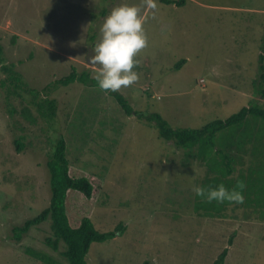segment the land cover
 <instances>
[{
  "label": "rangeland",
  "instance_id": "obj_1",
  "mask_svg": "<svg viewBox=\"0 0 264 264\" xmlns=\"http://www.w3.org/2000/svg\"><path fill=\"white\" fill-rule=\"evenodd\" d=\"M121 2L0 0L4 63L15 64L39 90L73 68L94 76L98 69L87 57L103 18ZM127 2L140 9L148 37L134 69H146L145 83L118 90L136 110L158 112L174 128H200L257 100L264 103L253 86L264 51V0H186L182 6L157 0L156 10L145 0ZM52 95L59 101L53 130L42 131L41 121L27 125L21 152L0 95V264H42L27 248L66 263L44 242L49 223L33 227L21 241L12 233L49 205L46 163L58 135L67 143L69 160L74 156L78 168L104 180L100 199L107 204L94 210L95 226L101 231L120 222L127 226L122 237L92 245L90 264H213L225 248V264H264V221H246L236 213L237 219L230 218L233 212L222 219L199 220L194 214L193 154L174 149L152 123L127 116L99 87L76 82ZM14 105L21 109L19 102Z\"/></svg>",
  "mask_w": 264,
  "mask_h": 264
},
{
  "label": "trees",
  "instance_id": "obj_2",
  "mask_svg": "<svg viewBox=\"0 0 264 264\" xmlns=\"http://www.w3.org/2000/svg\"><path fill=\"white\" fill-rule=\"evenodd\" d=\"M161 1L175 6L186 3V0ZM258 60L260 74L259 78L253 82V86L255 93L264 98V51L259 53ZM4 62V47L0 40V72L3 74V77H0V95L14 121L9 131L13 135V143L19 152L24 150L26 140L29 138L25 135L29 131L26 129L27 125L35 126L41 121L45 124L42 131L53 130L59 114V101L52 95L56 89L76 82L86 87H98L93 72L86 70L78 72L73 68L63 79L47 84L41 90L35 89L24 80L16 70L15 64ZM185 62L186 60L183 59L174 64L173 68L180 69ZM137 72L142 75L141 80L137 82L145 83L142 81H146L147 75L144 76L146 69H143V72L138 69ZM107 93L115 98L127 116H135L152 123L158 136L167 142H172L174 149L182 150L186 156L189 153L193 154L196 163H193L192 168L197 171V185L215 187L223 183L231 189L237 186L238 181L243 182L245 185L243 203L208 202L195 194L194 214L199 220L222 219L230 217L228 214L233 212L234 215L230 218L239 214L240 219L246 221H264L263 102L257 100L254 105L243 107L225 119L216 118L200 128H174L158 112L145 113L136 110L120 92ZM15 102L21 104V109L14 105ZM18 116L19 119L16 120ZM21 118L24 122L20 121ZM17 132L21 134L16 136ZM72 160L68 159L65 139L58 135L55 137L52 152L46 163L49 173V205L22 225L14 226L12 233L14 239L21 241L33 227L49 223L50 233L44 239L46 246L54 252H60L62 259L66 261L65 264H90L88 256L92 245L122 237L127 231V226L120 222L108 231H101L95 226L94 210L96 207H105L107 204L100 199V196L104 194V180L78 168L76 165L78 161L74 156ZM183 163L186 164L185 161ZM25 252L37 263H61L43 251L27 248ZM228 253L229 250L225 248L213 264H225Z\"/></svg>",
  "mask_w": 264,
  "mask_h": 264
},
{
  "label": "clouds",
  "instance_id": "obj_3",
  "mask_svg": "<svg viewBox=\"0 0 264 264\" xmlns=\"http://www.w3.org/2000/svg\"><path fill=\"white\" fill-rule=\"evenodd\" d=\"M145 3L152 10L158 7L157 0H145ZM143 24L140 9L127 0L112 7L103 18L99 28L100 38L92 46V55L87 57V62L98 69L94 78L101 90L116 92L140 79L139 73L134 69L140 64L138 54L148 45ZM244 187L243 182L239 181L231 189L223 183L215 187L194 184L192 191L208 202L243 203Z\"/></svg>",
  "mask_w": 264,
  "mask_h": 264
}]
</instances>
